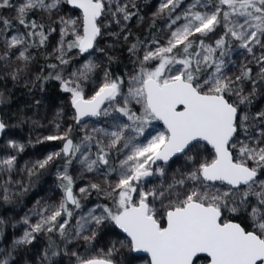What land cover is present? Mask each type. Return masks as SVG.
I'll return each instance as SVG.
<instances>
[{"label": "snow or ice", "instance_id": "snow-or-ice-1", "mask_svg": "<svg viewBox=\"0 0 264 264\" xmlns=\"http://www.w3.org/2000/svg\"><path fill=\"white\" fill-rule=\"evenodd\" d=\"M183 2L163 0L155 14L168 18L170 32L165 43L155 38L131 43L128 52L135 58L134 70L119 76L105 68L97 84L93 75L99 66L92 60L67 78L62 66L76 56L103 52L96 45L104 34L102 28L108 26L106 21L117 25L121 24L120 17L129 21L136 15L129 10L136 7L134 0L130 4L116 0H21L18 4L0 0V10L15 12L12 19L0 15V36L10 33L13 20L26 29L4 37L0 43V75L19 81L35 59L29 49L45 47L49 35L57 32V28L46 30L43 23L29 18L33 13H46L59 25V40L47 54L57 63L47 65L52 70L48 75L36 77L41 88L49 79L59 81L62 90L70 94L72 119L77 124L84 117L113 113L128 121L117 123L111 131L93 128L79 143L71 138V127L37 141L63 144L59 151L20 171L26 172L31 183L33 177L63 159V170L57 173L62 197L34 213L39 216L35 223L27 216L23 218L28 227L13 240L11 250L0 253V264H9L17 247L32 244L41 233L48 238L43 259L51 261L59 255L52 234H58L65 244L82 240L90 246L107 224L120 229L128 240L112 242L103 257H81L72 251L75 264H116L112 257L123 248L147 253L150 264H264V108L250 111L264 88V0H193L177 12ZM62 4L80 10V15L54 19ZM181 20L184 23L177 26ZM218 27L223 34L214 45L198 38ZM129 35L124 36L125 41ZM234 43L251 58L248 63L256 65L255 73L245 63L234 79L225 74L224 58ZM90 82L94 87L87 93ZM246 84L251 86L249 91ZM135 105L142 109L139 114ZM152 121H162L165 131L138 142ZM7 127L0 120V133ZM8 146L17 153L25 150V145L14 141ZM125 150L118 167L112 166V153ZM174 157H183L182 170L177 169L170 181L146 188L147 178L165 175L164 168L153 166L157 162L168 164ZM74 159L87 172H101L103 183H90L79 188L80 196L74 194V179L68 173ZM16 164L15 155L0 158L5 203L12 200L11 185H19L21 192L28 190L12 177ZM113 174L115 181L109 179ZM92 191L110 200L112 206L96 205L72 227L74 211L82 208L81 197ZM156 202L162 209L159 213ZM225 212L246 222L229 219ZM3 224L0 219V239Z\"/></svg>", "mask_w": 264, "mask_h": 264}, {"label": "rangeland", "instance_id": "rangeland-1", "mask_svg": "<svg viewBox=\"0 0 264 264\" xmlns=\"http://www.w3.org/2000/svg\"><path fill=\"white\" fill-rule=\"evenodd\" d=\"M21 0H13L14 4L20 3ZM118 3H131L132 0H116ZM136 7L130 8L129 10L136 13L129 21H123L121 18V24L117 25L112 21H106L107 27L102 28L104 34L97 40V48H101L104 51H94L91 55L84 54L83 56H76L75 59L69 64L70 72L80 68L84 62L87 60H92L99 67L96 69V73L93 75V80L98 84L99 78L103 76V70L108 67L109 59L111 56L112 61H118L120 64V75L126 76V74L131 73L135 65L132 62L135 58L130 57L128 48L131 43L137 42L139 40V34L142 28L151 22H158L159 28L156 31L157 36L161 44L166 42V37L170 30L167 27L168 18L167 16H157L155 15L159 10L160 3L163 0H153L152 4L147 5L142 0H134ZM193 0H184L181 8L177 12L186 8ZM113 10L115 9V3L112 4ZM37 20L45 25L47 30L50 27L57 28V32H53L48 37V42L45 47L30 48L29 51L33 54L35 59L32 61L27 72L21 74L19 81H12L9 78L0 75V80L7 82L11 87L18 86L25 88L29 91L28 100L29 104L27 106L25 123H26V137L24 139L8 138L4 140L0 147V158H6L9 155H15L17 157V164L15 170L12 173L14 180H20L25 185H27L28 177L26 172L20 171L25 167V165L31 166V163L42 160L45 156L52 152L59 151L62 147V141H47L44 143H37L38 140H42L44 136L62 134L69 127L71 129L75 128L78 133V137L75 143H79L86 132H91L93 128H103L111 131L114 129L117 123H126L127 118L121 117L119 113H113L111 116H100L96 119L81 121L77 124L72 116L74 115V110L70 107L69 103V93L62 92V96L59 99L52 100L47 99L43 96L41 92L34 89L35 83L38 81L36 77L41 75L42 67L39 63L41 58L51 59L56 61L53 57L47 55L57 44L59 40V25L53 23L49 19V16L41 13H33ZM0 15L12 19L15 16V12L12 9L0 10ZM80 15V12L72 10L68 5L62 4L59 7L58 12L55 13L54 19L58 16L73 17L76 18ZM184 23L183 20L177 22V26ZM222 33L217 39L223 34V29L219 27ZM26 29L22 28L18 23L13 20V27L10 33H4L0 36V43H2L4 37L10 38V35H16L17 33H23ZM113 33V34H109ZM129 35L127 41L124 40L125 35ZM210 34V33H209ZM37 37V41H38ZM216 39V40H217ZM215 43V42H214ZM213 43V45H214ZM125 48V52L122 49ZM226 61L224 72L226 75L231 76L233 79L236 75L240 74L241 66L245 63L248 67L253 69L255 73L256 65L254 63H248L251 59L245 50L239 48L233 44V47L229 50V54L224 58ZM57 62V61H56ZM15 63V61H13ZM208 71H211L209 69ZM68 74L65 76L67 78ZM203 78V77H202ZM94 85L90 82L89 86L85 88L87 93H91ZM250 85H245V90H250ZM233 99H235L233 97ZM39 101V103H37ZM134 108L137 109L139 114L142 111L140 105H135ZM264 108V88H261L254 98L253 104L250 106V111L256 112ZM59 124L60 128L57 129L56 125ZM165 131L159 122L152 121L145 129L144 135L139 137L138 142H146V138L150 139L152 136L156 135L158 132ZM133 135H135L133 133ZM9 141H14L18 144L25 145V150L23 152L17 153L14 149L8 146ZM51 143L50 146L43 147L42 144ZM112 153L113 164L112 166L118 167L119 161L124 158L126 153ZM62 162V161H61ZM184 159H175L168 164L155 165L153 168L162 167L165 170V175L161 177L156 174L152 177L147 178L144 181V186L146 188H152L162 182H168L172 179L174 175H177V169H181L184 165ZM64 162L59 163L58 166L54 167L52 173L48 180L42 184L39 189L22 205L17 209L4 214L0 219L4 221L3 224V238L0 239V253L11 250L12 242L14 239H18L23 235L24 230L28 227L23 223V218L27 216L30 223H35L39 216L34 213L38 212L41 208L46 205H53L60 201L62 197V190L60 189L59 181L57 179L58 171H62ZM68 173L74 179V194L80 196L79 188L86 187L90 183H103V175L99 171L87 172L84 170L82 165L79 163L78 159H74L72 164L68 166ZM110 180L115 181L116 175L113 174L109 177ZM10 191L12 193V198L18 195L21 191L19 190V185H11ZM3 190L0 188V199H2ZM109 202L107 198L103 195H98L96 192L92 191L89 195L81 197L82 208L74 211V216L71 221L72 227H75L76 220L83 214L86 215L87 212L95 208L96 205H103L100 201ZM157 211L160 212L162 209L159 207V202H156ZM227 213V212H225ZM97 214H99V209H97ZM231 214V213H227ZM94 227V226H93ZM87 234V233H85ZM53 237L60 239L58 234H52ZM47 237L45 234L41 233L37 235L35 241L32 244L26 246L17 247L10 258L9 264H75V261L70 260H59L56 262H48L43 259V254L45 252V244L43 238ZM128 239L122 236L114 225L107 224L103 226L97 234L96 239L92 242L90 246H86L85 243L80 241H73L71 244H65L62 241V250L65 254V249H67L66 256H71L72 251H76L81 257L85 256H100L103 257L107 249L111 246L112 242ZM103 250V251H101ZM116 264H150L147 258H135L133 253L128 251L127 248H123L120 252L112 257Z\"/></svg>", "mask_w": 264, "mask_h": 264}, {"label": "trees", "instance_id": "trees-1", "mask_svg": "<svg viewBox=\"0 0 264 264\" xmlns=\"http://www.w3.org/2000/svg\"><path fill=\"white\" fill-rule=\"evenodd\" d=\"M145 4L150 5L152 4L153 0H142ZM30 19H36V16L34 14H31ZM38 23H41L37 20ZM21 26V25H20ZM23 28V26H21ZM159 28L158 22H151L149 24H146L139 34V41H150L153 38L158 39L159 37L156 34L157 29ZM222 30L218 27L214 32L208 34L206 37H198L199 39H203L205 44H213L215 40L218 38V36L222 33ZM104 33V32H103ZM37 39V38H36ZM125 48L122 49L123 53L125 52ZM127 51V50H126ZM39 63L42 67V73L41 75H48L49 72L52 70L47 67L50 63H57L54 60L51 59H43L41 58L39 60ZM109 71L112 72L114 75H120V64L118 61H109L108 62ZM63 68V74L66 76L70 70V66H62ZM206 74V73H205ZM34 89H37L41 92V94L47 99L52 100L54 102V99H59L62 96V88L60 85V82L54 79H49L46 82L43 83V86L41 88V82L37 81L34 85ZM0 93H3V96L0 97V118L3 120L8 127L6 128V134L3 138V140L0 142V147L4 140L8 138H16V139H24L26 137V123H25V117H26V111L27 106L29 104L28 95L29 91L25 88L13 86L11 87L7 82L0 80ZM135 111H137L136 108H134ZM78 133L75 131V128L71 131V138L74 142H76V139L78 137ZM51 143H45L41 146L47 147L50 146ZM93 152H95V147L93 146L92 149ZM63 159L57 160L53 165L49 166L46 170H43L37 177H33L31 180V183H29V180L27 182L28 190L26 192H20L18 195H16L14 198H12L11 202L5 203L2 199H0V218L15 209H17L20 205H22L25 201H27L38 189L39 187L44 184L48 178L50 177L52 170L54 167L58 166L59 163H62ZM110 163L113 164L112 155L110 156ZM103 205H108L109 207L112 206L111 201L104 202L103 200L100 201ZM160 211L158 210V213ZM225 216L229 219H237L241 223H245L246 221L243 218L234 217L232 214L225 213ZM163 223V220L161 221ZM56 244L59 245V255L56 257H53L51 261L48 262H56L59 260H72L75 261V257L72 256H66L63 253L62 250V241L61 239H57L53 237ZM43 242L45 244V250L48 248V238H43Z\"/></svg>", "mask_w": 264, "mask_h": 264}, {"label": "water", "instance_id": "water-1", "mask_svg": "<svg viewBox=\"0 0 264 264\" xmlns=\"http://www.w3.org/2000/svg\"><path fill=\"white\" fill-rule=\"evenodd\" d=\"M68 6H69L70 9L80 12V10H78V9H74L71 5H68ZM98 39H99V37H98ZM98 39H97V40H98ZM96 118H97V117H84V118L82 119V121H85V120H91V119H96ZM0 120H1V118H0ZM157 122H159V124L161 125V127L165 130V127H164V125H163V122H162V121H157ZM5 134H6V129H5V131H4L3 133H0V142L3 140ZM175 159H176V158L174 157V158H173L172 160H170L168 163H170L171 161H173V160H175ZM157 165H164V163H163V162H157ZM154 166H155V165H154ZM116 229L119 231V233H120L122 236H124V237L127 238V236H126L125 233H123V232H122L120 229H118V228H116ZM127 239H128V238H127ZM132 253H133V255H135V256H143V257L147 258V259L149 260V263H150V257L148 256L147 253H143V252H132Z\"/></svg>", "mask_w": 264, "mask_h": 264}, {"label": "flooded vegetation", "instance_id": "flooded-vegetation-1", "mask_svg": "<svg viewBox=\"0 0 264 264\" xmlns=\"http://www.w3.org/2000/svg\"><path fill=\"white\" fill-rule=\"evenodd\" d=\"M135 258H145V257H143V256H135V255H133Z\"/></svg>", "mask_w": 264, "mask_h": 264}]
</instances>
